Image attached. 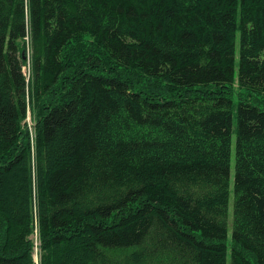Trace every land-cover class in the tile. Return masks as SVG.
I'll list each match as a JSON object with an SVG mask.
<instances>
[{"label":"trees","instance_id":"1","mask_svg":"<svg viewBox=\"0 0 264 264\" xmlns=\"http://www.w3.org/2000/svg\"><path fill=\"white\" fill-rule=\"evenodd\" d=\"M36 222L40 264H264V0H0V264Z\"/></svg>","mask_w":264,"mask_h":264},{"label":"rangeland","instance_id":"2","mask_svg":"<svg viewBox=\"0 0 264 264\" xmlns=\"http://www.w3.org/2000/svg\"><path fill=\"white\" fill-rule=\"evenodd\" d=\"M29 41V40H28ZM237 46H238V42H237ZM27 50L28 52H30V44H27ZM29 64L30 62L26 61L25 66H24V72L27 74L28 78L30 77V72H29ZM237 85V83L235 84ZM152 87L154 88V90H160L161 85L159 82L154 81L152 83ZM153 90V92H155ZM33 108L30 109V107L28 108L27 111V115L24 118V120L21 121L23 127H27L32 136L35 134V119L33 117ZM231 166H232V171H231V188H230V192H229V196H230V200H229V238L231 237V223L233 221L232 218V211H233V198H234V190H233V179H234V175H235V134H233L232 137V160H231ZM12 182L7 181V184L5 183V187L9 188ZM9 197V196H8ZM35 231L32 234V240H33V244H34V259L36 264H40L41 258H40V235L38 233L39 231V226H38V222L35 223ZM228 264H230V255L228 254Z\"/></svg>","mask_w":264,"mask_h":264}]
</instances>
